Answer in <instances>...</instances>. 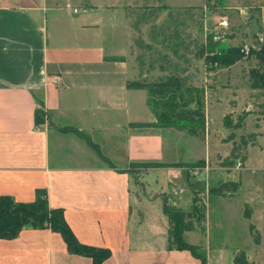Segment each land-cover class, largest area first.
<instances>
[{"label": "crops", "instance_id": "obj_1", "mask_svg": "<svg viewBox=\"0 0 264 264\" xmlns=\"http://www.w3.org/2000/svg\"><path fill=\"white\" fill-rule=\"evenodd\" d=\"M129 10L112 0H0V196L31 202L45 188L79 242L110 250L102 264H202L169 247L162 199L132 188L131 162L197 159L166 158L162 131H182L143 125L155 116L146 91L134 103L143 89L128 86L137 77L125 57ZM118 30L127 44L115 43ZM206 253V264L222 255ZM0 264L93 259L70 251L58 231L24 226L0 237Z\"/></svg>", "mask_w": 264, "mask_h": 264}, {"label": "rangeland", "instance_id": "obj_2", "mask_svg": "<svg viewBox=\"0 0 264 264\" xmlns=\"http://www.w3.org/2000/svg\"><path fill=\"white\" fill-rule=\"evenodd\" d=\"M112 1L131 5L125 57L136 80L178 74L204 89L208 118L204 140L162 131L166 158L197 160L131 162L132 188L162 199L169 244L178 227L184 242L222 253H214L213 264H230L234 249L264 264V0ZM129 39L116 31L117 45ZM221 54L228 62L213 59ZM137 91L134 103L146 90ZM234 146L238 157L231 156Z\"/></svg>", "mask_w": 264, "mask_h": 264}, {"label": "trees", "instance_id": "obj_3", "mask_svg": "<svg viewBox=\"0 0 264 264\" xmlns=\"http://www.w3.org/2000/svg\"><path fill=\"white\" fill-rule=\"evenodd\" d=\"M211 48L210 45L208 49L210 50ZM213 59L220 63L228 62L223 54L216 55ZM128 86L147 91L146 101L155 116V121L146 122L143 125L171 127L201 140L205 139L207 117L204 89L186 85V79L174 72L166 74L159 80L130 81ZM253 95L257 96L258 94ZM43 114L45 115V112L41 109L36 111L38 124L44 122ZM237 148L235 146L232 148L231 156L238 157ZM145 163L160 164V162L151 161H146ZM180 212L176 211L175 213L177 215ZM24 226L34 228L48 227L60 232L70 251L91 256L93 264H102L103 260L110 255L109 249L78 241L65 220L63 209L49 206L45 188L36 189L35 199L31 202H19L7 195L0 196V237H16ZM174 236L175 245L168 243L169 247L188 249L202 261V264H206L207 253L205 250L198 249L195 245L184 242L182 231L178 230V227L175 229ZM234 264H253V262L248 259L245 252L237 251L234 256Z\"/></svg>", "mask_w": 264, "mask_h": 264}, {"label": "built area", "instance_id": "obj_4", "mask_svg": "<svg viewBox=\"0 0 264 264\" xmlns=\"http://www.w3.org/2000/svg\"><path fill=\"white\" fill-rule=\"evenodd\" d=\"M220 24L223 26V27H227L228 26V20L227 19H223ZM218 36H215V38H217ZM239 165L241 164L240 162L238 163Z\"/></svg>", "mask_w": 264, "mask_h": 264}]
</instances>
